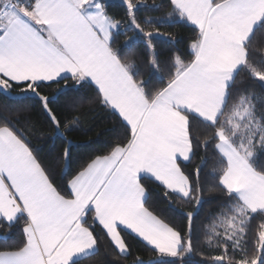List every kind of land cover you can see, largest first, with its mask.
Masks as SVG:
<instances>
[{"label":"snow or ice","instance_id":"obj_1","mask_svg":"<svg viewBox=\"0 0 264 264\" xmlns=\"http://www.w3.org/2000/svg\"><path fill=\"white\" fill-rule=\"evenodd\" d=\"M141 9L167 13L141 17ZM170 22L193 26L187 58L157 51L156 37L178 42L160 30ZM141 40L143 51L131 53ZM93 86L122 132L72 175L67 191L27 129L0 116V239L19 235L0 246V264H84L102 245L118 264L133 256L125 233L153 253L131 264H187L205 192L217 203L201 235L218 254L201 264H264V0H0V93L20 89L38 100L65 137L57 159L66 163L67 136L84 114L61 119L51 105L56 93ZM145 180L166 200L191 205L184 229L149 209Z\"/></svg>","mask_w":264,"mask_h":264},{"label":"trees","instance_id":"obj_2","mask_svg":"<svg viewBox=\"0 0 264 264\" xmlns=\"http://www.w3.org/2000/svg\"><path fill=\"white\" fill-rule=\"evenodd\" d=\"M167 2V0H163ZM114 5L119 4V0H112ZM151 5L153 0H148ZM155 3H161V0H155ZM114 12L119 13L120 8L114 7ZM167 13V9L159 11H151L141 9L138 13L141 17L146 16H161ZM191 25L170 22L161 26L162 33L172 34L177 38V43L173 44L164 36L156 37L155 43L157 51L166 57L171 51L178 50L187 58L188 38L192 36ZM131 35V33H129ZM123 41V37H121ZM137 47L131 50V53H140L143 51V43L137 41ZM130 53V54H131ZM144 78L149 79L148 70L144 69ZM153 83H155V78ZM68 83L74 84L69 80ZM63 86V82L61 83ZM45 94L52 96L56 93V88L44 89ZM96 91L94 86L88 89H78L76 87L68 89L65 94L56 93V102L51 107L60 115L61 119L73 115L83 113L80 123L75 124V131L68 134L67 139L71 140V161L66 163L63 160L57 159L58 155L68 145L65 143V137L55 133L50 126L46 114L41 110L38 100L31 94L20 95V89H16L11 97L0 93V116H8L13 119V123L17 128L27 129L25 135L31 141V146L38 155L44 166L48 167L53 175L56 184L62 190L67 191L68 180L71 179L82 165H85L90 159L96 155L106 154L111 142L122 132L119 127V122L111 116L107 111L102 109L95 100ZM73 103L80 104L77 112H72L71 105ZM18 119V123L16 122ZM199 159H194L191 163L185 164L186 171H191ZM71 169V171H69ZM211 171V165L204 170L202 178H207L206 174ZM145 186L149 190V199L147 206L156 215L160 216L165 222H168L177 228L184 229L187 221L184 217V212L191 209V205L185 204L183 201L176 199L166 200L163 196V190L151 181L145 180ZM213 193L205 192L204 197L206 203L200 209L199 216L196 220L195 230L199 236V242L196 245V251L187 258V264H201L202 261L208 259L209 254L216 255L218 253L211 252L203 244V236L201 235L203 224H206L210 218V214L216 209V200ZM6 229L0 227V234H3ZM19 239L18 233H14L7 241L0 239V246L11 245ZM125 239L131 244L132 257L120 258L118 264H131L134 256H139L145 260L153 256V253L148 250L145 244L139 241L135 236L125 233ZM172 260L174 258H166ZM117 260L114 250L107 249L106 245H102L100 253L85 261L84 264H113ZM179 264V261H177Z\"/></svg>","mask_w":264,"mask_h":264},{"label":"crops","instance_id":"obj_3","mask_svg":"<svg viewBox=\"0 0 264 264\" xmlns=\"http://www.w3.org/2000/svg\"><path fill=\"white\" fill-rule=\"evenodd\" d=\"M131 235H133V236H134V234H131Z\"/></svg>","mask_w":264,"mask_h":264}]
</instances>
